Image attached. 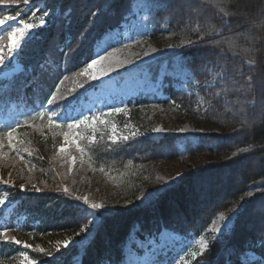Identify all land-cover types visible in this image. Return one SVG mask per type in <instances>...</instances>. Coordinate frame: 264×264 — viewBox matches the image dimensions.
Returning a JSON list of instances; mask_svg holds the SVG:
<instances>
[{"label": "trees", "instance_id": "trees-1", "mask_svg": "<svg viewBox=\"0 0 264 264\" xmlns=\"http://www.w3.org/2000/svg\"><path fill=\"white\" fill-rule=\"evenodd\" d=\"M133 1L18 0L0 5V18L39 6L49 16L48 25L22 46L20 70L0 77V112L13 105L15 112H27L24 121L32 125L18 127L16 150H0L6 154L0 155V192L16 203L9 221L0 212V231L6 226L8 237L22 242L0 238V264H21L23 252L35 264H125L124 249L132 235L152 236L165 228L198 236L217 214L235 206L239 210L231 230L210 242L191 264H242L248 252L259 257L253 264H264V102L251 106L264 96V0H227L223 9L217 0H145L151 7L153 39L195 35L190 45L148 63L152 79L158 78L164 62L177 57L193 81L177 89L165 77L163 100L144 96L128 102V118L142 131L139 135L112 143L97 131L93 144H82L85 155L73 170L77 174L67 178L60 169V132L45 136L48 119L94 88V82L78 73ZM210 23L214 31L208 30ZM6 41L4 35L0 43ZM233 42L235 47H230ZM249 59L254 67L247 64ZM211 71L220 76L213 79ZM223 88L228 92L222 96L238 98L230 111L219 100L214 106L208 103ZM51 95L57 100L49 105ZM159 108H177L216 131L201 134L194 144L181 133L145 132ZM169 162L184 163L188 170L160 169ZM88 183L100 189L114 185L106 194L91 192L88 205L100 203L103 209L93 212L84 204L81 190ZM255 188L259 191L247 195ZM21 215L25 222L18 229L13 222ZM93 217L97 221L85 236L80 230ZM66 240L74 243L65 248ZM24 243L32 247L25 249Z\"/></svg>", "mask_w": 264, "mask_h": 264}, {"label": "rangeland", "instance_id": "rangeland-1", "mask_svg": "<svg viewBox=\"0 0 264 264\" xmlns=\"http://www.w3.org/2000/svg\"><path fill=\"white\" fill-rule=\"evenodd\" d=\"M42 10V6L34 9L32 12L26 9L23 14L15 16V20L6 21L4 27L18 24L22 26L24 22L35 23L38 26L32 30L33 35L48 25L49 16L48 14L45 15ZM150 12V4L144 0H134L128 14L123 17L118 26L110 30L96 45L91 60L99 58L101 55L108 56L112 54L113 57L122 62L118 64L113 62V70L108 74L110 75L108 78H104V76L99 80L92 81L94 83L96 82V88L85 93L77 102H73L62 115V121H58L56 117H52L54 121L59 122L63 127L49 128L47 125L45 136L47 134L52 135L57 133L56 131L60 132L59 142L56 145L57 152L59 147L63 144L62 133L68 131L66 123H72L74 120H83L85 117L89 118V123L87 125H81L78 130L81 134L79 138L81 147H83L82 144L84 141L93 144L96 140L97 131L105 132L108 140L112 143L119 142L121 139H124V137H135L139 135L142 131H140V129L128 118V101L144 94L156 96L159 99L164 98L162 84H164V78L167 76L179 89H184L185 84L192 79L183 61L177 57L173 58L170 64H168V62L162 64L158 70V79H152L148 63L175 51L179 46L187 45L183 42L186 40L192 42L195 39V35L194 33H189L178 35L172 39H153L148 23ZM41 18L44 20L42 26L40 24ZM4 35H6V32L3 33L2 38ZM2 38H0V40ZM7 43L8 40L4 42V45H7ZM6 51L7 48L5 47V52ZM91 60L88 63H90ZM11 65L12 68L0 69V77L4 75L9 77L12 73L19 71L17 70V65L19 66L17 59H15ZM211 75L213 79L220 76L219 73H212V71ZM116 108H120L123 111L116 112L114 111ZM10 110L12 111L14 108L11 107ZM18 116L20 119L17 118ZM36 116L38 118V115ZM117 116H123L124 118L119 120L116 119ZM93 117L98 118L94 125L91 123ZM26 118V114L20 112V110L17 116H14L11 112H8L4 118L0 115V130L15 125L17 122L23 121ZM100 120H104L106 123L101 124ZM113 126H115V132L113 131ZM157 129H160V131H157ZM143 130L155 134L167 132L181 133L186 135L193 144L198 140L201 134L216 131L213 126L200 122L198 119L188 114H183L177 108H159L156 119L154 118L146 127H143ZM72 131L75 132L77 130L73 129ZM113 140H115V142H113ZM5 143L7 144L6 140ZM6 144L4 150L9 153L12 149H9ZM58 154L62 157L60 169H62L65 176L67 175V178H72L73 175L77 174L73 170L78 160L81 158V153L78 152L73 145L67 152H58ZM71 157L76 158L75 163H72ZM196 159L197 158L194 160ZM176 164L177 163L169 162L160 164L159 166L160 169L163 168V171L170 170L171 173L175 171L186 172V170H188L184 163ZM91 176L93 177V173ZM91 179L95 181L94 178ZM101 183L105 185L104 182ZM83 185L85 186L84 190H81L83 191L82 196L84 199L87 197L88 200L91 199V192L97 191L98 194L99 192L106 194L111 186H114L112 183L111 185L106 184L107 186L109 185L107 188L100 189L92 185L90 186L89 183L88 185ZM32 186L36 187L35 184H32ZM92 187L95 189L93 190ZM258 191L259 188L252 189L247 195H252ZM0 200L5 202L0 205V211L4 214L3 219L8 221L12 216L15 202L8 193L4 192L0 193ZM238 210L239 207L235 206L224 213L217 214L199 236L186 238L176 234L173 235L170 231L163 230L156 238L146 236L142 239H135L132 237L134 246L132 248L131 246L127 247L125 263L154 264L153 261L157 253H166L172 249L174 252L177 251L172 254L176 256L173 264H191L196 258L201 256L200 237L203 236L208 247L210 242L222 236L213 231L215 228L220 227L223 231V235L228 233L233 226L235 215ZM221 215L231 217V220L227 222L221 221L219 219ZM93 220L96 222L97 218L93 217ZM22 221V217L17 218L14 222L15 226L19 227ZM257 259V256L248 253L247 258L241 259V262L243 261V264L246 262L252 263Z\"/></svg>", "mask_w": 264, "mask_h": 264}, {"label": "snow or ice", "instance_id": "snow-or-ice-1", "mask_svg": "<svg viewBox=\"0 0 264 264\" xmlns=\"http://www.w3.org/2000/svg\"><path fill=\"white\" fill-rule=\"evenodd\" d=\"M23 2L24 4H28L29 0H23ZM16 3H18V0H0V5L10 6ZM225 4H227V0H217V6L220 7L221 9H223ZM46 14L47 13H45V15ZM223 15L227 16L228 12L224 11ZM15 19L16 17L11 16V15H5L3 16V18H0V38H2L3 33L6 32L7 40H8L7 45L0 43V69H6L12 64V62L16 59V57L22 52L23 50L22 46L28 40L32 38V30L38 26L35 23L24 22L22 26L18 24L15 26L8 25L7 27H4L6 21H11ZM43 23H44V20L43 18H41V21H40L41 26L43 25ZM208 30L214 31L215 26L210 23L208 26ZM183 43L190 45L192 42L190 40H186ZM5 47L7 48L6 52H5ZM230 47H235L234 42L230 44ZM113 62L118 64V63H121L122 61L113 57L112 54H109L108 56L101 55L99 58L92 59L90 63H87L86 67H84L78 73V75L87 77L89 81L99 80L104 76H108V74L113 70ZM247 63L249 67L255 66V61L252 59H249ZM17 70H20L18 65H17ZM220 78L223 79L224 77H220ZM252 87H254V85L250 83L249 88H252ZM57 91L59 90L57 89ZM222 92L226 94L228 92V89L223 88L221 91L215 92L214 96H211L208 98V103L210 106H214L215 101L219 100L221 103V107L225 111H230L232 108V101L238 98L222 96ZM56 100H57V96L51 95V99H49L47 103L51 105ZM201 100L203 101V97L201 98ZM258 102H264V96L260 97L259 101L253 100L251 102V106L255 107ZM114 111L121 112L123 110L120 108H116L114 109ZM52 114L53 116L57 115L55 111H53ZM43 115H44L43 113H40L41 117H43ZM97 119L98 118L93 117L91 119V123L94 125ZM88 123H89L88 117H85L83 120H74L72 123H66V127L68 131L62 133L63 144L61 147H59L58 152L65 153L68 151V149L71 146L74 145L76 150L81 153V156H83L85 154V150L83 147H81L79 143V138L81 134L78 130L80 129L81 125H87ZM100 123L104 124L106 123V121L100 120ZM25 125L30 126V127L32 126V125H28L27 121H24V122H17V124L15 125H11L6 129L0 130V150H2L5 147V140L7 142V147L9 149L16 150L17 129L18 127H23ZM48 127L49 128H61L63 126L59 122L54 121L52 117H49ZM73 129H76L77 131L74 132L72 131ZM113 131L115 132V126H113ZM157 131H160V129H157ZM124 139H127V137H124ZM113 142H115V140H113ZM19 143H23V141H19ZM244 151L245 149H241V152H244ZM17 154H19L18 150H17ZM0 155H6V154L0 152ZM70 159L72 163H75V159H76L75 157H71ZM101 171H103V169H101ZM21 188L23 190V186H21ZM65 191H67V189H65ZM4 203L5 202L3 200H0V205ZM84 204L88 205L87 197H85L84 199ZM88 206L93 210V212L104 208V205L100 203H93ZM219 219L221 221L227 222L231 220V217H225L224 215H221ZM94 224H95V220H88L87 225L81 228L80 231L83 232L85 236H87L91 231V226ZM213 231H215L216 233H219L220 235H223V231L220 227L215 228ZM77 235H80V233L78 232ZM0 238H3L5 243L16 244V245H19L22 243L20 240L16 239L15 237H8L7 230L0 231ZM70 243H74V241H68V240L64 241L63 247L67 248ZM199 243H200L201 254H203V252L207 250V243L204 241L203 236L200 237ZM260 245L261 247H264V240L260 241ZM23 247L27 249V248H31L32 246L27 243H24ZM57 250H59V248H57ZM39 251L44 252V249L40 248ZM21 255H22L21 264H35V262L29 258L27 253H21Z\"/></svg>", "mask_w": 264, "mask_h": 264}, {"label": "bare ground", "instance_id": "bare-ground-1", "mask_svg": "<svg viewBox=\"0 0 264 264\" xmlns=\"http://www.w3.org/2000/svg\"><path fill=\"white\" fill-rule=\"evenodd\" d=\"M108 76H110V75H108ZM108 76H105L104 78H108Z\"/></svg>", "mask_w": 264, "mask_h": 264}]
</instances>
